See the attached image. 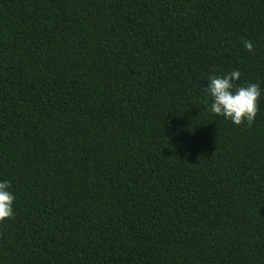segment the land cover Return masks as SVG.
I'll use <instances>...</instances> for the list:
<instances>
[{
    "label": "trees",
    "instance_id": "trees-1",
    "mask_svg": "<svg viewBox=\"0 0 264 264\" xmlns=\"http://www.w3.org/2000/svg\"><path fill=\"white\" fill-rule=\"evenodd\" d=\"M0 180V264H264V0H0Z\"/></svg>",
    "mask_w": 264,
    "mask_h": 264
},
{
    "label": "clouds",
    "instance_id": "clouds-1",
    "mask_svg": "<svg viewBox=\"0 0 264 264\" xmlns=\"http://www.w3.org/2000/svg\"><path fill=\"white\" fill-rule=\"evenodd\" d=\"M245 50L252 51L251 41H243ZM238 70H232L222 75L210 74L204 87L209 98L206 103V111L222 116L233 124L241 122L251 124L257 112V99L261 89L258 83H242L237 85L239 79ZM14 193L10 181L0 180V221L13 215Z\"/></svg>",
    "mask_w": 264,
    "mask_h": 264
}]
</instances>
